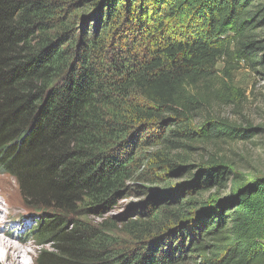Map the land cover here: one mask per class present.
<instances>
[{"label": "trees", "instance_id": "1", "mask_svg": "<svg viewBox=\"0 0 264 264\" xmlns=\"http://www.w3.org/2000/svg\"><path fill=\"white\" fill-rule=\"evenodd\" d=\"M262 29L264 0H0V175L43 214L35 264H264V176L192 160L258 135L207 109L264 68Z\"/></svg>", "mask_w": 264, "mask_h": 264}, {"label": "rangeland", "instance_id": "2", "mask_svg": "<svg viewBox=\"0 0 264 264\" xmlns=\"http://www.w3.org/2000/svg\"><path fill=\"white\" fill-rule=\"evenodd\" d=\"M261 31L264 32V29ZM219 67L222 68L223 65L221 64ZM226 81L228 85L222 92L226 96L227 103L220 105L217 103L218 101L211 102L207 109L208 113L221 119H227L241 127L248 125L259 127L260 129L255 130L258 135L248 141L225 140L200 146L197 157H192V160L203 161L214 156L231 165L234 171L240 174L250 178L262 177L264 176V68L253 70L241 66L240 69L232 73L231 79ZM217 89L216 86L214 93ZM0 202L2 203L3 216L6 217L4 220L6 223H0L1 234L6 233L11 236L13 242L25 246L30 251V254L23 260V264H35L40 251H51V249L49 245H35V242L29 240L25 233L31 234L30 231L33 230L35 223L43 214L38 215L36 211L30 210L25 205L18 182L7 173L0 175ZM135 202L134 198L122 200L114 210H108L102 215L85 212V207H81L77 213L66 215L63 218L66 223L61 222L60 224L63 229H70L74 222L82 220L92 227H105L109 230L110 228L106 226L109 225L107 222L111 218L120 217L127 206L133 205ZM47 218L52 220L54 216L51 214ZM6 224H9V229L6 230L10 234L6 230L3 231ZM17 236L19 240H17ZM0 264H8L4 261L1 248Z\"/></svg>", "mask_w": 264, "mask_h": 264}, {"label": "bare ground", "instance_id": "3", "mask_svg": "<svg viewBox=\"0 0 264 264\" xmlns=\"http://www.w3.org/2000/svg\"><path fill=\"white\" fill-rule=\"evenodd\" d=\"M6 217L3 216L2 203L0 202V223H6ZM0 230V248L4 261L8 264H23V260L30 254V251L19 243L13 242L11 236L1 234Z\"/></svg>", "mask_w": 264, "mask_h": 264}]
</instances>
